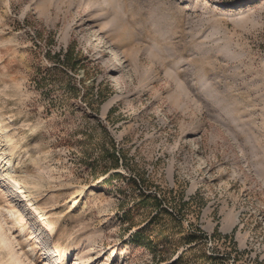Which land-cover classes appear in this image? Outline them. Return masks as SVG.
I'll return each instance as SVG.
<instances>
[{"label": "rangeland", "instance_id": "374dc122", "mask_svg": "<svg viewBox=\"0 0 264 264\" xmlns=\"http://www.w3.org/2000/svg\"><path fill=\"white\" fill-rule=\"evenodd\" d=\"M0 264H264V0H0Z\"/></svg>", "mask_w": 264, "mask_h": 264}, {"label": "trees", "instance_id": "16d2710c", "mask_svg": "<svg viewBox=\"0 0 264 264\" xmlns=\"http://www.w3.org/2000/svg\"><path fill=\"white\" fill-rule=\"evenodd\" d=\"M65 63H66V66H69L71 69H73L74 68V63H73V60H71V56H72V54H71V50H70V48H68L67 49V51H66V53H65ZM114 158H115V156H114ZM116 159V161H117V158H115ZM142 186V185H141ZM160 195H159V197L157 196V195H150V194H148V195H145V198H153V200H154V207H155V209H156V213L153 215V217H152V219L155 217V216H157L158 215V210H159V212H160V210H164V212H166V213H168L165 209H163L162 208V200H164L163 199V197H161V199H160ZM181 203H184L185 201H183V200H181L180 201ZM177 212H179V214H180V212H181V205H179L178 207H177ZM169 214V213H168ZM177 224H181V216H179V215H177ZM215 231L218 233V229H215ZM197 232L199 233V234H204L203 233V231L202 230H200V229H198L197 230ZM193 236V238H198L197 236H195V235H192ZM225 237H227V235H225ZM180 258V257H179Z\"/></svg>", "mask_w": 264, "mask_h": 264}, {"label": "bare ground", "instance_id": "6f19581e", "mask_svg": "<svg viewBox=\"0 0 264 264\" xmlns=\"http://www.w3.org/2000/svg\"><path fill=\"white\" fill-rule=\"evenodd\" d=\"M115 55H116V53H115Z\"/></svg>", "mask_w": 264, "mask_h": 264}]
</instances>
